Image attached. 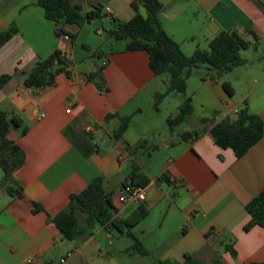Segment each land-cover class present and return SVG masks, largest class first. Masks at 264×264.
<instances>
[{
	"label": "crops",
	"instance_id": "obj_1",
	"mask_svg": "<svg viewBox=\"0 0 264 264\" xmlns=\"http://www.w3.org/2000/svg\"><path fill=\"white\" fill-rule=\"evenodd\" d=\"M135 1L73 3L85 11L102 4L104 16L96 20L107 18L111 29L113 19L128 21L135 16ZM160 1L164 4L163 28L188 56L197 48L205 50L202 39L209 47L211 39L223 31H237L251 42L249 34L254 32L264 40L260 0ZM140 13L145 14L143 7ZM13 23L19 32L0 49V76H13L0 89V111L19 115L29 130L24 136L16 129L9 133L25 151L26 161L14 173L22 197L10 196L0 204V264H120L109 253L101 254L103 247L97 238L111 237L107 229L97 227L92 234L68 241L49 216L67 210L72 194L81 193L94 178L103 176L106 189L115 192L117 218L125 219L128 216L122 210L132 204L121 205L117 197L131 175L146 191V200L138 202V207L143 204L150 212L168 199L176 222L160 242L165 246L159 260L173 258L182 263L190 253L202 264L215 259L223 264L264 262V229L245 230L251 219L246 206L264 189V137L238 158L232 149L217 146L211 125L201 122L205 118L236 120L245 102L264 122V68L258 59L244 58L259 65L246 75L238 67L228 73L231 79L226 74L216 80L207 73L192 90L189 79L186 96L191 98L193 113L170 129L167 121L180 114L181 105L162 111L173 92L158 107L153 105V98L164 93H160L163 80L151 69L146 51H99L101 62L107 61L103 75L109 88L100 92L87 81L95 63L81 68L75 58L79 37L90 23L82 28L67 26L75 37L65 40L56 34L55 22L46 18L37 0H0V30ZM109 30L102 26L97 32L103 36ZM56 50L75 62L72 74L58 75L52 86L28 88L25 80L30 71ZM222 81L231 85L233 96ZM124 116L132 119L117 139L114 134ZM195 131L203 134L183 138ZM147 148L152 150L148 160L140 151ZM35 203L43 210L34 212ZM227 244L233 245L236 259L225 250Z\"/></svg>",
	"mask_w": 264,
	"mask_h": 264
},
{
	"label": "trees",
	"instance_id": "obj_2",
	"mask_svg": "<svg viewBox=\"0 0 264 264\" xmlns=\"http://www.w3.org/2000/svg\"><path fill=\"white\" fill-rule=\"evenodd\" d=\"M260 1L263 8L264 0ZM37 3L44 8L46 18L55 22L58 36L67 34L70 37H75L66 30L67 26L77 25L82 28L85 24L104 16L102 4L93 5L90 10L85 11L83 6L74 4L73 0H37ZM132 7L136 11L135 16L128 21L113 19L108 32L115 41L126 42V51H146L155 75L167 76L166 91L156 96L157 105L172 92L185 95L180 107V114L167 121L170 129H174L186 121L193 113L191 98L186 96V91L188 79L195 69L206 67L209 77L221 80L235 68L247 64L248 60L241 56L242 51L258 50L260 45V38L254 32L249 34L253 39L251 42L237 31H223L211 39L208 50L197 48L192 55L188 56L181 50L179 43L163 28L160 14L164 10V4L160 0H136ZM140 7L144 8L145 14L140 13ZM18 32L14 23L6 29L0 30V49ZM96 57L99 61H95V69L87 75V81L100 92H107L109 88L103 75L107 64H103V61L100 62L102 58L100 53L97 52ZM74 68L75 62L60 50H56L48 58L37 62L28 74L25 85L33 89L52 86L58 75L65 73L70 76ZM12 77L11 74L1 75L0 89L5 87ZM222 86L230 96L234 95V90L228 82L222 81ZM113 116L114 114L109 117ZM213 116H218V112H215ZM131 119L132 116L120 117L119 128L114 134L117 139L123 137L129 128ZM201 122L211 125L209 131L217 146L223 149H232L238 158L244 156L264 137V122L260 116L250 111L247 102L239 110L236 120L225 118L216 122L214 119L205 118ZM12 129L19 130L21 136L26 135L29 130L19 115L0 111V167L4 173L5 183L10 184L7 187L8 194L12 197H22V188L15 181L14 173L25 163L26 153L14 140L9 138ZM201 134L203 132L199 131L185 133L183 138H190L194 135L198 137ZM129 183L135 184L134 175H131L124 185ZM246 209L251 219L245 226V230L248 231L254 226L264 229V189L247 204ZM41 210H43L42 206L35 203L34 212ZM118 212L119 209L115 205V192L106 189L103 176H97L81 193L70 196L67 210L49 216V221L57 226L68 241H75L86 233L92 234L97 227H104L109 232L118 230L133 240L131 250L143 256L149 255L143 243L132 231V228L148 216L149 209L141 204L134 213L125 219L117 218ZM225 250L233 258H237V252L232 244H227ZM156 264L202 263L192 254L187 253L182 263L171 258L160 260ZM211 264L223 263L220 259H215ZM249 264H264V262Z\"/></svg>",
	"mask_w": 264,
	"mask_h": 264
},
{
	"label": "rangeland",
	"instance_id": "obj_3",
	"mask_svg": "<svg viewBox=\"0 0 264 264\" xmlns=\"http://www.w3.org/2000/svg\"><path fill=\"white\" fill-rule=\"evenodd\" d=\"M105 19L103 22L96 19L91 21L90 24L87 25V29L85 30L83 36L79 37V40L77 42V54L75 56L79 67L85 68L88 64H94L95 61L98 60L96 57V53L99 51L108 53L112 49L120 50L125 48V41H115L105 32L103 33V36H100L98 34L97 30L98 28H102V26L106 30L110 29L109 22ZM84 45H88V47L84 48ZM201 45L202 47H204L205 50H208V44H205V42H203V39ZM241 56L246 59H250V56L254 57L255 59H258L259 63L261 64V68H264V40L260 41L258 50L250 49L248 51H242ZM257 68H259V65H255V63L252 62H247L244 67H238V69L236 70H243L242 72L246 75L247 72L252 73L257 71ZM207 73L208 70L206 69V67L195 69L193 72L194 75L189 78L190 90L195 89L197 86H199L200 82H202V77L205 76ZM160 77L163 80V85H161L160 90L161 93L166 91L167 86L165 84V80L167 76L164 75ZM226 78L231 79L230 74H227ZM245 85L246 80H244L242 86L245 87ZM184 98V94L173 92L172 95L166 99L167 101L162 106V111H171L176 106L181 105L183 103ZM153 102V105H155V107H158L161 103H158V105L156 104V97L153 98ZM140 151L144 154V159L148 160V153L152 150L150 148H147L142 149ZM9 185L10 184L7 185V183H5L4 173L2 168L0 167V204L3 202V200L8 199L10 197L7 192V187ZM129 204L132 205L127 209L122 210V215L124 217L129 216L132 211H134L139 205L138 202L133 200L129 201ZM169 205L170 204L168 199L163 200L158 206H155L154 208L150 209L148 216L143 221H141L137 226L132 228L133 233L138 236L140 241L143 243L145 249L149 252V255L143 256L131 250L133 240L121 234L118 230H112L111 237L100 236L99 238H97L99 240V243L103 247L101 254L106 255V253H109V255H111V257H113V259L120 264H156L158 261H160L159 257L161 256L165 246L160 242L165 238L166 233L172 232L176 226V222L172 220V213L171 211H169ZM145 230L148 231V233L143 236L142 232ZM110 241H113V243L111 244Z\"/></svg>",
	"mask_w": 264,
	"mask_h": 264
},
{
	"label": "built area",
	"instance_id": "obj_4",
	"mask_svg": "<svg viewBox=\"0 0 264 264\" xmlns=\"http://www.w3.org/2000/svg\"><path fill=\"white\" fill-rule=\"evenodd\" d=\"M65 40H70L71 37L67 34L62 35ZM66 56V55H65ZM103 64H107L106 61H103ZM118 202L121 205H126L129 201L133 200L139 203H143L146 200V191L145 188L135 184H126L122 187L120 194L117 197Z\"/></svg>",
	"mask_w": 264,
	"mask_h": 264
}]
</instances>
